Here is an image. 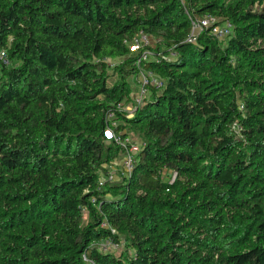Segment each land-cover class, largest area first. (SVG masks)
<instances>
[{
  "label": "trees",
  "instance_id": "obj_1",
  "mask_svg": "<svg viewBox=\"0 0 264 264\" xmlns=\"http://www.w3.org/2000/svg\"><path fill=\"white\" fill-rule=\"evenodd\" d=\"M186 1L233 36L185 43L180 0H0V264H264V0ZM141 32L176 57L128 116ZM108 130L143 148L99 191L125 152Z\"/></svg>",
  "mask_w": 264,
  "mask_h": 264
},
{
  "label": "built area",
  "instance_id": "obj_2",
  "mask_svg": "<svg viewBox=\"0 0 264 264\" xmlns=\"http://www.w3.org/2000/svg\"><path fill=\"white\" fill-rule=\"evenodd\" d=\"M180 2L184 7L191 24V32L185 43L196 44L198 38L206 32L217 38L220 42L233 36V28L229 23H223L222 19L213 15L199 16L194 13L190 6H188L186 0H180ZM161 43L162 39L154 41L148 34L141 32L132 41V43L130 42L127 44L130 46L132 54L136 56L135 65L138 69V74L136 76V81L138 82V94L135 99L134 109L130 114L134 113L146 102V100L150 97L151 89L154 88L156 90H161L164 87L165 81L146 68L148 63L161 64L163 61L169 60L170 57H176V52L174 50H156L158 49L157 47H159L158 44L161 45ZM167 53L169 55H167ZM0 64L7 66L11 64L6 50L0 49ZM111 115L112 114L108 115L109 119ZM106 136L108 139L113 140L117 145L124 149L123 169L126 174H130L136 162L137 154H139L143 148V144H129L130 140L124 142L119 136L114 134L113 130H108ZM116 165L117 164L114 163V165H112L100 179L98 185L99 191L102 190L107 183L113 182L117 178L115 170V168H117ZM162 175L163 177L166 176L165 173ZM176 176V173H172L171 177L167 178L169 185H172L175 182ZM102 227L110 229L113 235L116 234V231L113 230L106 221L102 223ZM121 245L122 244L116 243L112 239H108L102 242L94 243L92 248H96L101 253L107 254L118 251ZM90 263L93 264L91 261Z\"/></svg>",
  "mask_w": 264,
  "mask_h": 264
},
{
  "label": "rangeland",
  "instance_id": "obj_3",
  "mask_svg": "<svg viewBox=\"0 0 264 264\" xmlns=\"http://www.w3.org/2000/svg\"><path fill=\"white\" fill-rule=\"evenodd\" d=\"M225 23H227V22H225ZM124 61H125V59H109L107 61V65L109 66L108 75L111 77L109 82L111 85L116 84L119 81L118 74L113 72L114 68L122 65ZM0 75H1V73H0ZM129 85H130L129 93L126 94V96L124 97V100L122 101L121 106H120V114L122 113V114L128 115V116L130 115V113L134 109L135 99H136V96L138 94V91H137L138 90V88H137L138 82L136 81V79L134 77H132L131 79H129ZM110 120L114 121L113 123L115 126L121 125V122L118 120V116L116 114H112L110 117ZM141 143H142V140L138 136L131 134L129 144H141ZM123 160H124V155L121 157V154H120L119 157L114 162L117 164L116 165L117 168H115V170H116V177H117L119 183H121V181H122L120 179H121V176L123 175V172H124ZM121 169H122V172H121ZM89 221H90L89 215L86 211H84L83 223L85 225H87L89 223ZM127 250L128 249L126 248V245L123 242L121 247L114 254L116 256H120L121 254L127 252Z\"/></svg>",
  "mask_w": 264,
  "mask_h": 264
}]
</instances>
